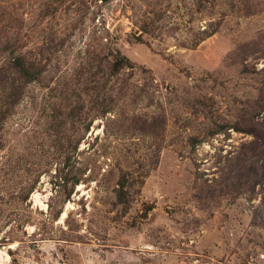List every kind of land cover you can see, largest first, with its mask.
I'll return each instance as SVG.
<instances>
[{"label":"rangeland","instance_id":"rangeland-1","mask_svg":"<svg viewBox=\"0 0 264 264\" xmlns=\"http://www.w3.org/2000/svg\"><path fill=\"white\" fill-rule=\"evenodd\" d=\"M0 248L264 264V0H0Z\"/></svg>","mask_w":264,"mask_h":264},{"label":"bare ground","instance_id":"bare-ground-1","mask_svg":"<svg viewBox=\"0 0 264 264\" xmlns=\"http://www.w3.org/2000/svg\"><path fill=\"white\" fill-rule=\"evenodd\" d=\"M82 187H79V189H81ZM43 198L39 193H34L32 195V200L34 202V205L35 206H38L39 208L45 210L46 209V205L44 204L43 202ZM71 205L68 204L66 210L62 213V216H61V221H64V219L66 218L67 216V211H68V208L70 207ZM60 221V222H61ZM62 223V222H61ZM13 247V246H12ZM10 261V257L8 255V253L4 250V249H1L0 248V264H8Z\"/></svg>","mask_w":264,"mask_h":264}]
</instances>
